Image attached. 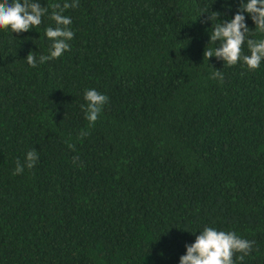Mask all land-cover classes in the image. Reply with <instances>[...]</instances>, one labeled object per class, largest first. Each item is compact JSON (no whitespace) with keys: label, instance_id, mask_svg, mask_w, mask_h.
<instances>
[{"label":"trees","instance_id":"obj_1","mask_svg":"<svg viewBox=\"0 0 264 264\" xmlns=\"http://www.w3.org/2000/svg\"><path fill=\"white\" fill-rule=\"evenodd\" d=\"M36 2L38 28L0 29V264H180L206 227L264 264V60L204 58L241 0H78L70 50L32 67L64 0ZM89 89L109 98L94 125Z\"/></svg>","mask_w":264,"mask_h":264},{"label":"clouds","instance_id":"obj_2","mask_svg":"<svg viewBox=\"0 0 264 264\" xmlns=\"http://www.w3.org/2000/svg\"><path fill=\"white\" fill-rule=\"evenodd\" d=\"M52 12L50 18L55 22L56 27L46 29V37L52 41L49 49L50 55H41L38 60L30 52L26 57L27 63L32 67L37 64L46 63L51 59L60 58L65 51L70 50L67 41L74 38V32L69 26L72 23L71 17L63 15L65 10L78 7V0H64L63 4L57 2L50 5ZM251 16L255 23V29L264 33V0H241L240 10L234 18L223 21L212 28L210 32V42H219L216 49H206L204 58L208 60L215 56L221 59L228 66H234L241 60L250 70H256L264 60V39L255 40L249 38L250 28L246 23L245 14ZM48 14V7L42 6L36 0H14L9 3L8 0L0 2V29H11L13 33L28 32L33 28H38L42 23V18ZM211 19V18H210ZM250 51V55H242L244 45ZM219 77L223 80L222 73L217 70L212 74V78ZM86 105H81L86 113V119L90 125H94L103 107L108 102V97L99 93L95 89H89L84 94ZM87 135L82 132L81 136ZM74 148V145H69ZM39 159L35 150H31L26 155V160L22 163L16 162V168L13 175H19L24 171V167L31 169ZM79 157H73L75 163ZM254 242L239 237L234 232L218 231L212 227H206L198 236L195 243L186 245V254L180 257V264H234V255L241 253L238 257L243 261L245 256L253 251Z\"/></svg>","mask_w":264,"mask_h":264}]
</instances>
